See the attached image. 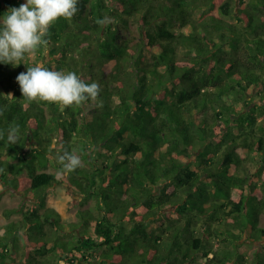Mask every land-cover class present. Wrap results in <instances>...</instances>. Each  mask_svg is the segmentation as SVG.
<instances>
[{"label": "trees", "instance_id": "1", "mask_svg": "<svg viewBox=\"0 0 264 264\" xmlns=\"http://www.w3.org/2000/svg\"><path fill=\"white\" fill-rule=\"evenodd\" d=\"M23 3L0 0V18ZM77 7L0 63V185L29 203L5 210L23 218L0 226V264H264L243 249L264 242V0ZM41 62L97 82V99L28 102L16 77ZM64 150L82 161L70 173ZM58 187L93 207L64 222Z\"/></svg>", "mask_w": 264, "mask_h": 264}, {"label": "clouds", "instance_id": "2", "mask_svg": "<svg viewBox=\"0 0 264 264\" xmlns=\"http://www.w3.org/2000/svg\"><path fill=\"white\" fill-rule=\"evenodd\" d=\"M78 0H26L19 8L10 7L0 18V63L18 66L26 53H34L48 43L45 37L50 26L58 19H70L78 12ZM109 18L98 19L104 25ZM16 80L24 99L28 102L43 101L62 106L80 105L96 100L101 88L97 82L86 83L74 72L50 70L43 62L27 67ZM2 114V113H0ZM19 125L7 130V141L16 144ZM3 139V133H0ZM56 144L53 142L52 149ZM62 172L70 173L82 161L75 151L64 150L58 156Z\"/></svg>", "mask_w": 264, "mask_h": 264}, {"label": "rangeland", "instance_id": "3", "mask_svg": "<svg viewBox=\"0 0 264 264\" xmlns=\"http://www.w3.org/2000/svg\"><path fill=\"white\" fill-rule=\"evenodd\" d=\"M23 1L24 3H26V0ZM131 33L135 38L139 37L137 25H132ZM0 192V226L21 220L23 218L22 214H13L9 216L5 213V210L19 208L25 205L26 203L28 207L29 203L26 202L24 196L11 189L3 190L1 185ZM48 206L56 209L60 213L64 222H76L78 221V212L80 210H86L90 207H93V202H90L89 204H84L83 201L76 200L75 194L67 187H58L54 191V194H49ZM260 225L264 227V215L261 217ZM153 226H157V224H153ZM166 244L167 242L162 246L164 247ZM243 249L248 252L250 257H252L255 252L264 250V242L249 244L246 247L244 246Z\"/></svg>", "mask_w": 264, "mask_h": 264}]
</instances>
